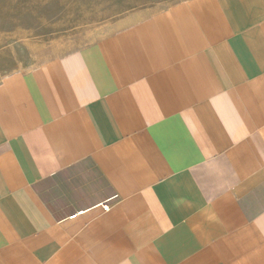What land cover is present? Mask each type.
Segmentation results:
<instances>
[{"label":"crops","instance_id":"0c3cea01","mask_svg":"<svg viewBox=\"0 0 264 264\" xmlns=\"http://www.w3.org/2000/svg\"><path fill=\"white\" fill-rule=\"evenodd\" d=\"M0 264H264V0L143 7L0 74Z\"/></svg>","mask_w":264,"mask_h":264},{"label":"rangeland","instance_id":"374dc122","mask_svg":"<svg viewBox=\"0 0 264 264\" xmlns=\"http://www.w3.org/2000/svg\"><path fill=\"white\" fill-rule=\"evenodd\" d=\"M184 0H0V74L61 56L82 36L143 7Z\"/></svg>","mask_w":264,"mask_h":264},{"label":"built area","instance_id":"2783aa9c","mask_svg":"<svg viewBox=\"0 0 264 264\" xmlns=\"http://www.w3.org/2000/svg\"><path fill=\"white\" fill-rule=\"evenodd\" d=\"M104 210H109V207L108 206H105L104 207ZM76 216H73L72 218L74 219Z\"/></svg>","mask_w":264,"mask_h":264}]
</instances>
